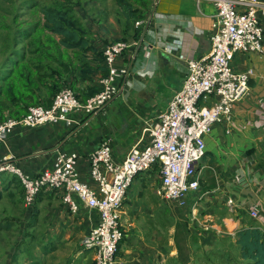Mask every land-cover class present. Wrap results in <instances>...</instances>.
<instances>
[{"label":"crops","instance_id":"1","mask_svg":"<svg viewBox=\"0 0 264 264\" xmlns=\"http://www.w3.org/2000/svg\"><path fill=\"white\" fill-rule=\"evenodd\" d=\"M175 1L78 0L74 8L86 32L77 39L87 43L61 44L67 50L14 77L13 86L0 97V120L16 108L19 115L31 104L49 103L64 83H71L80 99L91 96L107 71L96 54L114 40L128 43L114 62L128 70L120 96L92 119L78 111L70 114L69 125L16 127L0 141V162L36 175L52 167L56 154L74 152L79 177L89 183V158L101 139L111 141L116 161L132 144L147 142L142 130L158 119L164 103L180 87L186 60L207 53L210 46L213 6L206 1ZM258 16L264 31V0ZM146 18H150L146 27L134 25ZM239 57L237 67L254 73L245 97L234 104L231 119L214 123L204 136L205 152L195 163L199 188L186 194L181 205L154 192L160 182L157 167L135 175L143 188L125 194L119 209L123 230L119 264H211L210 254L216 250L220 258L224 253L220 244L227 239L238 248L237 230L264 229V54L247 51ZM166 89L171 93L164 95ZM158 93L162 101L157 100ZM253 208L256 217L249 214ZM20 216L18 236L24 238L23 247L13 261L3 264H92V251L82 246V239L98 222L97 210L81 205L70 214L57 191L43 189L33 209L22 208ZM229 218L233 221L225 223Z\"/></svg>","mask_w":264,"mask_h":264},{"label":"built area","instance_id":"2","mask_svg":"<svg viewBox=\"0 0 264 264\" xmlns=\"http://www.w3.org/2000/svg\"><path fill=\"white\" fill-rule=\"evenodd\" d=\"M196 1L209 2L214 8L209 50L186 60L180 87L158 119L148 122L142 130L147 142L132 144L123 158L116 161L111 141L101 139L89 158V183L79 177L78 156L74 152L56 154L52 167L36 175L24 173L9 162H0V171L18 177L26 208L34 204L43 189H49L59 193L61 205L70 214H76L81 205L97 210L98 222L82 239V246L92 251V264H119L117 254L123 238L119 209L135 175L157 167L160 184L155 193L181 205L188 192L199 188L195 163L204 155V136L214 123L231 119L233 106L245 97L254 73L251 68L233 70L230 62L236 52L264 54V31L258 16L260 0ZM149 20H136L134 25L143 28ZM127 48L124 40L108 42L102 48L107 72L98 78L96 93L80 100L70 87L64 86L50 105H31L22 116L1 120L0 141H5L16 127L36 128L60 122L69 125L73 112L80 111L85 118L97 113L122 91L128 70L114 62ZM226 203L232 206L231 199ZM249 214L256 217V208ZM232 221L224 219L225 223ZM229 229L233 231L234 227Z\"/></svg>","mask_w":264,"mask_h":264},{"label":"rangeland","instance_id":"3","mask_svg":"<svg viewBox=\"0 0 264 264\" xmlns=\"http://www.w3.org/2000/svg\"><path fill=\"white\" fill-rule=\"evenodd\" d=\"M173 1L175 4L176 1ZM76 2L78 0H0V73L4 76L2 81H0V97L6 89L7 81H4L9 75L14 78L15 74L27 71L29 66L42 60L48 63V58H52L51 55H58L60 51L67 50L66 47L61 45L62 36L53 33L45 26L40 11L43 6H53L64 13L68 19L66 25L70 30H74L79 34L86 32L78 10L74 8ZM154 11L158 12L159 7L154 8ZM158 16L156 19L160 21L161 18ZM62 19L64 20V18ZM150 40L151 43L154 42L153 38ZM240 54H243V52H236L230 62L233 70H243L237 67L240 61ZM25 66H28L27 69H24ZM9 69L10 71H8ZM29 73L27 72V74ZM169 93L171 92L168 89L163 92L164 95ZM119 96L120 94L105 104L99 111ZM157 100L162 101L161 94L159 93ZM165 106L164 103L163 108ZM23 114L25 113L23 112L18 115L16 108L6 114L5 117H20ZM94 115H90L89 119H92ZM5 117L1 118L5 119ZM140 182H142L141 179L137 180L133 178L126 190V194L128 196L134 195L140 188H143ZM0 194V264H3L6 260H14L18 254V250L23 247L24 239L18 236L19 225L17 223L18 220H21L20 214L22 208H24L23 201L20 198V185L12 173L5 170L0 171ZM230 226L232 227V225ZM26 248L29 250L27 245ZM220 248H222L221 252L224 253L219 258L216 250L212 252L210 254L211 264H245V261L239 257V249L235 245L233 246L230 239L220 244Z\"/></svg>","mask_w":264,"mask_h":264},{"label":"trees","instance_id":"4","mask_svg":"<svg viewBox=\"0 0 264 264\" xmlns=\"http://www.w3.org/2000/svg\"><path fill=\"white\" fill-rule=\"evenodd\" d=\"M40 11H41L45 26L48 28V30L52 31L53 33H56V34H59L62 36L61 43L64 46L75 47V46H81V44L83 42L87 43L86 40H84V39H79V38L77 39V35L79 33L75 32L74 30H70L68 28V26L66 25V22L68 19L65 17V14L62 13L59 9H56L53 6H43ZM62 18H64V20ZM91 48H92L91 45H88L87 47H85V49H87V50H89ZM96 55L100 56L101 60L103 62V56L101 54V51L99 52V54H96ZM103 66H104V68H106L104 62H103ZM27 67L28 66H25L24 69H27ZM106 70H107V68H106ZM8 71H10V69ZM0 75H1L0 81H2V78L4 76L1 73H0ZM18 75L19 74H17V75L15 74L13 77L16 78ZM9 80H10V82H9ZM6 81H7L6 88H10L12 86V84H14V78L10 77V75L8 76V78L4 82H6ZM18 83H19V81H18ZM64 86L70 87L76 93V91H75V89L71 83H64L62 86L57 88V91ZM98 90H99V86L97 84V91ZM57 91L54 93V95L57 93ZM13 92H14V90H13ZM54 95H53V97H54ZM76 96L79 98L77 93H76ZM80 100H84V99H80ZM51 101H52V99H51ZM51 101L49 103H46V104L45 103H34L31 105L42 104V105L48 106V105H50ZM0 104H2V103H0ZM26 111H27V109L24 111V113ZM1 120H3V119H1ZM12 175L16 178V180L18 181V183L20 185V181H19L18 177L15 174H12ZM20 195H22L21 185H20ZM0 199H1V194H0ZM21 199H22V197H21ZM36 199H37V197H36ZM36 199H35L34 204L31 207L27 208L28 210L31 208L33 209V207L36 203ZM235 235H236L235 242L238 245L240 259L245 261V264H264V229H261L258 227H245V228H241V229L237 230ZM119 247H120V244H119Z\"/></svg>","mask_w":264,"mask_h":264}]
</instances>
